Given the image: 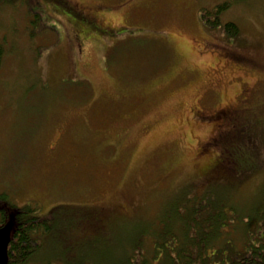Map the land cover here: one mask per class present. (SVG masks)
<instances>
[{"label": "rangeland", "instance_id": "1", "mask_svg": "<svg viewBox=\"0 0 264 264\" xmlns=\"http://www.w3.org/2000/svg\"><path fill=\"white\" fill-rule=\"evenodd\" d=\"M219 4L235 38L200 18ZM0 43V193L78 207L98 230L80 248L157 227L177 197L262 212L264 0H6Z\"/></svg>", "mask_w": 264, "mask_h": 264}, {"label": "trees", "instance_id": "2", "mask_svg": "<svg viewBox=\"0 0 264 264\" xmlns=\"http://www.w3.org/2000/svg\"><path fill=\"white\" fill-rule=\"evenodd\" d=\"M227 7L215 5L204 10L200 18L210 28L220 26L225 37L232 39L238 34L237 25L232 21L220 23L219 18ZM2 57L0 43V65ZM247 125L236 123L227 137V147L245 140ZM184 189L190 190L189 186ZM7 198L0 193V226L13 222L7 264H264V206L260 214L255 208L247 214L240 213L233 203L226 207L223 200L197 197L186 204L177 197L175 205L159 216L157 227L142 225L132 230L131 226L115 231L118 245L108 243L99 251L98 240L88 243L94 247L91 250L79 247L92 237L85 233L98 230L92 225L83 232L78 230L79 225L88 224L81 221L85 214L78 207L64 211V206L58 205L42 216L37 205L18 206Z\"/></svg>", "mask_w": 264, "mask_h": 264}, {"label": "water", "instance_id": "3", "mask_svg": "<svg viewBox=\"0 0 264 264\" xmlns=\"http://www.w3.org/2000/svg\"><path fill=\"white\" fill-rule=\"evenodd\" d=\"M13 222L8 221L0 226V264H7V247L10 241Z\"/></svg>", "mask_w": 264, "mask_h": 264}, {"label": "flooded vegetation", "instance_id": "4", "mask_svg": "<svg viewBox=\"0 0 264 264\" xmlns=\"http://www.w3.org/2000/svg\"><path fill=\"white\" fill-rule=\"evenodd\" d=\"M76 4H80V3H76ZM82 4H84V3H82ZM75 8H76V10H78V11H80L82 14H84V17L88 15V14L86 13V11L88 10L87 7H85V6H83V5H76ZM72 13H75V14H76L77 11H73V10H72ZM76 15H77V14H76ZM88 16H89V15H88ZM89 17H91V16H89ZM85 20L88 21V22H93V21L89 20L88 18H85ZM75 25L77 26L76 22H75ZM74 39H75V40L78 42V44H79V46H78V47H79V48H78V51H81V49H82V45H84V41L86 40V35H85L83 29H81L80 27H79V29H77Z\"/></svg>", "mask_w": 264, "mask_h": 264}]
</instances>
